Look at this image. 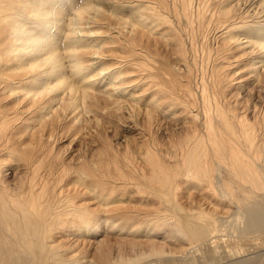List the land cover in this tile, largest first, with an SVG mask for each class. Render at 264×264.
Masks as SVG:
<instances>
[{"label": "bare ground", "instance_id": "1", "mask_svg": "<svg viewBox=\"0 0 264 264\" xmlns=\"http://www.w3.org/2000/svg\"><path fill=\"white\" fill-rule=\"evenodd\" d=\"M209 2L0 0V264H81L57 241L72 227L130 235L116 255L100 246L94 264H264L263 120L238 113L220 68L191 85L182 39L184 25L210 27L219 40L209 47L246 58L242 72L263 91L264 0ZM159 44L187 70L158 61ZM131 102L147 117L136 151L106 144L102 159L70 165L49 143L55 132L44 137L43 121ZM159 120L181 130L163 142L150 132Z\"/></svg>", "mask_w": 264, "mask_h": 264}, {"label": "rangeland", "instance_id": "2", "mask_svg": "<svg viewBox=\"0 0 264 264\" xmlns=\"http://www.w3.org/2000/svg\"><path fill=\"white\" fill-rule=\"evenodd\" d=\"M166 1H167V3L171 2V3H169L170 6L168 5L169 7L173 6L172 1L174 2V0H166ZM202 1H204L205 3L209 2V0H202ZM211 1L212 0H210V2ZM239 1L241 2L240 3L241 6L244 7L245 5H247L246 2L248 0H246V1L245 0L244 1L243 0H239ZM210 2H209V4H210ZM243 3H245V4H243ZM194 4H195V1H194ZM206 4H208V3H206ZM174 7H178V6L174 5ZM108 8L109 7L107 6V9ZM195 24L196 23L191 24V27L189 25H184L183 26V30H182V34H183L182 35V39H184L183 40V42H184L183 45H185V43H186L185 41H187V43L185 45L186 47L183 46L184 47L183 48L184 49L183 57H184V59L186 58L184 60V62L186 63L185 65H187V66L189 65L188 67L191 69V71H193L194 75L197 74L196 77L193 74L189 75V78H190L189 82H191V85H193L194 87H196V85L198 86V83L200 82V80L203 81L204 79H206L204 81L206 83H208L209 81H211V75L209 74V72L212 74L211 70L214 67L217 70H219V68H220V70L222 69L220 71V72L223 73V74L220 73L221 78L222 79L224 78L223 80H226V81L229 80L230 81V83L227 84V86H226L227 87L226 94L228 93V95H227L228 98L232 100V101L229 100L230 103L232 102V105L236 106L238 108V113L239 112L240 113H245L247 115L248 119L253 120V121H256V120L257 121H262L263 120L262 124H261V126L263 128L260 126L261 127V131L258 130V135H261L262 134L261 132L264 131L263 130L264 129V123H263L264 122V117L263 118L261 117L264 114V112H262L263 109H264V105H263L264 104V90L258 92L257 88H253V86H252L253 84L249 85V83H248L249 79H247V75L245 76L244 73L242 72L243 71L242 65H244V63L247 62L246 58L244 59V57H242V56H237L236 55L237 52L233 51V50H231V51L229 50V51H226V52H220V48L219 47L217 49H215V51L212 50V48H210V47L213 46V49L216 48L215 45H217V43H215V42H217L219 40L218 37L216 36V34L215 35L213 34L214 31L210 27L203 26L204 28L206 27V30H207V28H209V30H207V33H208L207 34L206 30L203 27H202L203 28V30H202L197 24H196L197 25V27H196ZM192 26L194 27V30H193ZM190 28H192L191 31H189ZM200 29L204 33H202V31ZM200 31L202 33V37L205 38L204 39L205 41L203 40L202 37L199 38V35L201 36ZM193 32L194 33L196 32V33L194 34ZM198 32H199V35H197ZM186 34L187 35L190 34L189 38H188V36ZM191 34L193 35V37H192ZM194 35L195 36L197 35V36L195 37ZM208 35H209V37L210 36L211 37L208 38ZM212 35H214V36H212ZM197 38H199V39H197ZM189 39L192 40L193 43L190 42ZM212 39H214L215 41L212 40ZM197 41H198V43H197ZM195 42H196V44H195ZM201 43L204 44V45H202V46H204V49H203L204 51H202V49L198 48V46H200L202 48ZM191 44H193V45H191ZM188 45H190L189 46L190 48L187 47ZM195 45L197 46V48L195 47L196 49L194 48ZM206 45H208V47L209 46L210 47L208 48V47H206ZM205 48H206V50H205ZM187 49H188V51H187ZM191 49H193V50H191ZM156 50H157V53H158V59H157L158 61H159V59L160 60L161 59L162 60L165 59L168 63H170V66L172 68L176 67V68H174V70L176 69L178 71L179 68L187 70V68L185 69V65L182 66V65H180L179 62H177L175 53H173L174 56H172V52H174L173 51L174 47H172V45L170 47L169 46L168 47H166V46L164 47V45L159 44L157 46ZM195 50H196L197 53L195 52ZM202 52H203V54H204V52H206L205 57L202 54ZM208 52L210 53L209 56L207 54ZM227 52H228V54L226 55L225 53H227ZM198 53L201 54V56ZM221 53H223V54L219 55ZM185 55H186V57H185ZM223 55H225V56L222 58ZM163 56L166 57V58H164ZM233 56H234V58H233ZM201 57H204L202 59H204L205 61H201L202 60ZM214 57H216V58H214ZM219 57H221V59ZM189 58H190V60H189ZM191 61L192 62L194 61L193 63L195 64V66L198 65L199 67L198 66L193 67L194 64H192ZM209 61L214 63V64L211 63V62L209 63V66L211 68L209 66L208 67L205 66L206 64L208 65ZM187 62H188V64H187ZM202 62H205V63L202 64ZM219 62H220V64H219ZM222 62H224V63H222ZM201 65H203V67H201ZM200 67L203 68V69H201L202 73L204 71L203 75H202V73H199L200 72ZM192 68L197 69L198 72H196L195 69H192ZM205 68H207V71H206ZM223 68H225V69H223ZM208 70H210V71L208 72ZM224 70H226V71H224ZM188 71H189V74H190V70H188ZM240 72H242V73H240ZM205 73L207 74V77H209V75H210V77H209L210 80H209V78H206V74ZM242 75H243V77H242ZM190 76H192L193 78L190 77ZM240 76L243 78V80H241V78H239ZM200 77H202V78L200 79ZM193 79H195V80L197 79V81L194 80L196 84L194 83ZM239 81H242V82H239ZM192 82H193V84H192ZM240 83L242 85L241 87H239ZM127 104H128V106H124V105H127ZM253 104H254V108L252 106ZM255 105H257V106H255ZM133 106H134V104H132V102L131 103H126V104L124 103L119 109H117L116 107H113V109H112V107L110 108L108 106V110H105L104 115H97L96 118H94L95 116L92 117V115H94L92 113L90 115L88 114L89 116H91L89 118V116L87 114H86L87 115L86 116L85 114L83 115L82 112H81L80 117L82 115V117H81L82 120H80L81 118H79L77 116L76 119L79 118L78 121L75 118H73L75 116V114H73L74 116H71L69 114L68 117L61 116V117H59L60 120L58 118H51L52 120L56 119L57 121L56 120L52 121L51 119H49L47 121H43V122L48 123L47 125H46V123L44 124L45 129L44 128L43 129L46 131L45 132L46 135H44V137H47V135L50 133V131H51L50 135L54 134L53 132H55V134L52 135V138H51V139H53L55 137L54 138V143H52L51 139H50L51 142L49 141V143L53 144V146H54L53 147V149H54L53 151H56V153L59 155V157L61 159H63L66 163L70 164V165L77 164V161H81V160H87V159L88 160L89 159L93 160V159L97 158L96 159V161H97L98 159H102L104 157V154H103L104 151H102V149L106 146V144L108 146H110L114 151H116L118 153L119 152H124V149L127 148V147L129 149H131V150H135L136 151L139 146H142V145H140L141 141H143V139L146 138V136L148 135V128L146 126V122L147 121L145 120V118H147V117L144 114L145 113L144 112L145 106L143 105V102H140V103L136 104V106H134V107ZM128 107H131V108L128 109ZM260 107H261V109H260ZM135 108H137V109H135ZM242 108H244V109H242ZM248 108H249V110H248ZM246 109L248 111H246ZM116 110L118 111V114L120 113L119 115L117 114ZM253 110H255L256 112H254ZM108 111H109V113H108ZM110 112H111L112 115L110 114ZM115 113H116V115H115ZM252 113H253V115H252ZM261 113H263V114H261ZM250 114H251V116H250ZM254 114H256L257 117ZM107 115H108V117H107ZM99 116H100V118H99ZM102 117H104V118H102ZM85 118H87L86 121H85ZM83 120L85 122H87V123H85ZM80 121H82V122L80 123ZM160 121L161 120H159L158 123L154 122L153 124H151L152 127L150 126L151 127L150 132L153 135L157 134L156 137H159V139L162 140L163 142L166 141L167 137L169 136L168 135L169 133H172L173 131H175L177 133V132H179V130H181L180 124L177 127H174L173 125L169 124V127H168V124H165L164 121H162V123H161ZM52 122L54 124H52ZM57 122H58L59 125H57ZM79 123H80V125H79ZM54 126L56 128H54ZM159 129H161V130H159ZM38 130H41V128L39 127ZM52 130H54V131H52ZM174 138H175V136H174ZM25 139L26 138H23L22 140H25ZM9 172L10 171L7 172L8 173L7 176H6L7 178L5 177L6 181H9V183H10L13 180L12 183H14L16 181V180H14L15 175L12 174L13 172L10 173V174H9ZM15 179H16V177H15ZM191 197H192V199L194 200L195 203L199 204V203L202 202V201H200V199H201L200 196L197 195L196 192H192V196ZM190 198L187 197V198L183 199L182 200L183 204H185V203L187 204L189 200H192ZM146 208H149V206H147ZM219 216H220V214H219ZM230 219L231 218L227 219V226L228 227H230V226L231 227L232 226L233 227H237V226L240 227V225L243 224V223H240L239 225H237L234 221H232V219L229 222ZM111 230L112 229H109L108 230L109 232H106L105 229H104V231L101 229L98 232H96L94 234V236H86L85 234L78 233V231L75 228H73V227L72 228H66L65 230H63L62 233L58 234L57 241H58V244L62 247V249L63 248L64 249L65 248L68 249L67 250V255H69V253H70V255L75 256L76 258L80 259L81 264H94L95 263L94 260H96L98 255L100 254V252L98 251L100 246L111 247L113 249V251H114V255H116V250L119 247H121L123 244H126V243L131 241V237L127 233H125V232L122 233L117 228H113V230L112 231ZM229 241H230L232 247L233 246L235 247L236 245H238V242H237V240L235 238H233V239H231ZM254 243H256V242H254ZM60 251H62V250L60 249ZM129 255H130L129 257H133L131 253H129ZM92 258H93V260H92Z\"/></svg>", "mask_w": 264, "mask_h": 264}]
</instances>
